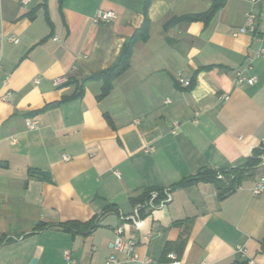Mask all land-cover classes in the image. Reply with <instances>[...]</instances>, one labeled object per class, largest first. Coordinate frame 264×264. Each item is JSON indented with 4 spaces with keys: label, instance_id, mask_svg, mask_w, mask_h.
Instances as JSON below:
<instances>
[{
    "label": "crops",
    "instance_id": "obj_1",
    "mask_svg": "<svg viewBox=\"0 0 264 264\" xmlns=\"http://www.w3.org/2000/svg\"><path fill=\"white\" fill-rule=\"evenodd\" d=\"M218 1L209 19H183ZM252 8L251 0H0V264H67L66 251L74 264L111 255L118 264L146 256L175 264L170 252L179 264H264V189L252 192L264 162L251 164L264 142V53L256 56L264 36L234 35ZM98 10L116 18L95 23ZM131 39L129 66L102 95L100 75ZM238 72L257 81L238 83ZM237 168L245 175L225 195L213 181L182 185L201 170ZM167 190L172 199L146 209L140 226L126 221L139 260L117 251L121 214L147 191ZM92 221L86 234L65 227Z\"/></svg>",
    "mask_w": 264,
    "mask_h": 264
},
{
    "label": "built area",
    "instance_id": "obj_2",
    "mask_svg": "<svg viewBox=\"0 0 264 264\" xmlns=\"http://www.w3.org/2000/svg\"><path fill=\"white\" fill-rule=\"evenodd\" d=\"M23 3H27L28 0H21ZM253 4V8L251 10H248L245 14V22L243 25H241L235 32L234 35L237 36L240 33H250L255 34L259 39H261L264 36V29L258 30L257 27V20L259 18H262L264 22V0H251ZM116 18V13L112 10H98L95 14L93 21L95 23L99 22H105L109 20H113ZM10 41L14 43L19 42V38L16 36H12L9 38ZM264 53V47H260L257 55L260 56ZM67 78L65 76L59 77L54 79V85H61L65 83ZM37 81V80H36ZM257 81V78L255 76L246 77L241 72L237 73V82L238 83H248V84H254ZM179 84L189 87L191 85L190 80L185 79L183 77L178 78ZM223 99H228V94H223L221 96ZM6 95L2 96V99H5ZM26 125L29 129H36L38 128V122L33 118H28L26 120ZM177 125L178 123H175V128L172 129V133H177ZM260 149L264 150V142L261 145ZM149 151V149H147ZM65 159H69V156L64 155ZM261 161L264 162V154L260 155ZM218 178H224L223 173L218 172ZM264 189V177H260L256 182L254 187L252 188L253 194H259ZM172 199L171 193L167 190L165 191L163 196H160V193L157 191H152L150 193V196L147 200L144 202L138 203L134 207V211L130 215H124L121 214V218L125 221L121 226H119L116 230V237L113 242V246L117 251H120L122 253H125L126 256L131 260H139L138 255L135 253V245L136 241L133 237H127L125 236V227H126V221L130 222L135 227H138L141 225L142 222V210L148 209L153 210L157 207H163L166 203H168ZM237 252H240L242 254L246 253V249L243 245H237ZM168 257L173 260L175 264H179L180 262L177 260L176 255L173 252L168 253ZM65 260L67 264H74V260L71 257V254L69 251L65 252ZM141 264H160L157 260L150 256H146L142 259H140ZM106 264H118V259L116 256L111 255ZM203 264H208L206 262H203Z\"/></svg>",
    "mask_w": 264,
    "mask_h": 264
},
{
    "label": "trees",
    "instance_id": "obj_3",
    "mask_svg": "<svg viewBox=\"0 0 264 264\" xmlns=\"http://www.w3.org/2000/svg\"><path fill=\"white\" fill-rule=\"evenodd\" d=\"M221 4L222 2L218 1L207 13L194 15V16H187L183 19H195V18L209 19L214 15V13L221 6ZM175 20L177 21L178 19ZM132 45H133V39L129 40L126 43L117 62L111 68H109L107 71H105L100 75L105 78V85L103 87L102 95L107 94L111 90L112 81L121 73H123L129 66L131 53H132ZM261 152L263 153V150L261 149H256L254 151L253 153L254 159L251 161V164H257L260 162L261 158L260 155L258 156V154H260ZM218 172L223 173L224 178L222 179L218 178ZM244 175H245L244 170H242L241 168L230 169L226 171L221 169H205L199 171V173L196 176L186 179L182 185L196 183L199 181H213L219 186L221 195H225L236 187V185L239 183V181L242 179ZM150 193H151L150 191H147L140 200V203L147 200L150 196ZM160 196H163V194H160ZM144 211L145 209L142 210V215ZM97 224H98L97 221L96 222L92 221L87 223L69 222L65 224V227L86 234L91 232L97 226Z\"/></svg>",
    "mask_w": 264,
    "mask_h": 264
},
{
    "label": "water",
    "instance_id": "obj_4",
    "mask_svg": "<svg viewBox=\"0 0 264 264\" xmlns=\"http://www.w3.org/2000/svg\"><path fill=\"white\" fill-rule=\"evenodd\" d=\"M37 174L43 175V176H51V172L50 171H46V170H37L35 171ZM36 262V258H33L30 264H35Z\"/></svg>",
    "mask_w": 264,
    "mask_h": 264
}]
</instances>
